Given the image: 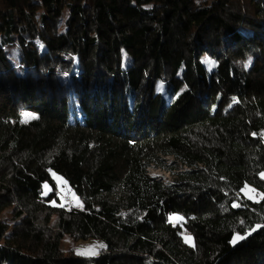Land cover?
I'll return each instance as SVG.
<instances>
[{"label":"trees","instance_id":"obj_1","mask_svg":"<svg viewBox=\"0 0 264 264\" xmlns=\"http://www.w3.org/2000/svg\"><path fill=\"white\" fill-rule=\"evenodd\" d=\"M261 173L264 0H0V264H264Z\"/></svg>","mask_w":264,"mask_h":264},{"label":"rangeland","instance_id":"obj_2","mask_svg":"<svg viewBox=\"0 0 264 264\" xmlns=\"http://www.w3.org/2000/svg\"><path fill=\"white\" fill-rule=\"evenodd\" d=\"M19 53L21 54L20 50ZM203 63L204 65H206L210 70H212V66H213V61L208 58V57H204L203 58ZM252 64V60L251 59H247L245 62H243V67L244 68H249ZM168 99V98H167ZM149 173L152 177H155L157 180H161V182L163 183H171L174 180V176L170 175L169 173L160 170V169H156V168H150L149 169ZM52 177L54 178V180L57 182V185L59 187L60 190V194L62 199L66 202L69 203L71 206H75L76 208H82V202L81 200L75 195V193L73 191H71L68 183L64 180L63 177H61L60 175L52 172ZM249 188H252L251 186H248ZM51 190V188L48 186L47 188L44 187V194L49 193ZM258 192V191H256ZM260 193V192H259ZM243 195L245 198H247V196L245 195V192L243 191ZM248 199V198H247ZM261 198L259 196L256 197V201L260 200ZM173 216H178V215H173ZM174 217H171V220L173 221ZM175 223L177 222H182V220H180V218H176L174 220ZM184 240L187 244L189 245H193V238L190 235L184 234ZM186 237H188L189 239L186 241ZM64 247H65V251L68 253L70 251V249H74V252L77 254L78 251H82L85 254L84 255H80L81 257H93V256H99L100 255V250L102 248H104V244L97 239H89L86 241H75L72 240L70 238H66L64 240ZM89 250L91 253L94 254H89Z\"/></svg>","mask_w":264,"mask_h":264},{"label":"snow or ice","instance_id":"obj_3","mask_svg":"<svg viewBox=\"0 0 264 264\" xmlns=\"http://www.w3.org/2000/svg\"><path fill=\"white\" fill-rule=\"evenodd\" d=\"M252 135L255 136L256 133H252ZM260 176H261V179H264V173H261ZM44 187L47 188L48 185L45 184ZM242 191L245 192V195L247 196V198H248L249 200H253V201H255V202H258V201H256V197H257V196H259L261 199H264V193L256 192V190H255L254 188H249L247 185H245V188L242 189ZM261 227H264V226H261ZM249 234H250V233H249ZM245 238H246V237L243 236V235H239V234L234 235L233 238H232V240H231V243H232V244H235V243H237L239 240H241V239H245ZM185 239H186V241H187L189 238L186 237ZM77 254H78V255H84L85 253L82 252V251H78ZM89 254H94V253H91L90 250H89Z\"/></svg>","mask_w":264,"mask_h":264},{"label":"bare ground","instance_id":"obj_4","mask_svg":"<svg viewBox=\"0 0 264 264\" xmlns=\"http://www.w3.org/2000/svg\"><path fill=\"white\" fill-rule=\"evenodd\" d=\"M102 253H107V250H103V252Z\"/></svg>","mask_w":264,"mask_h":264}]
</instances>
